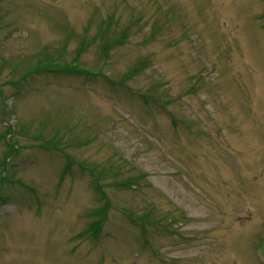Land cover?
<instances>
[{
    "label": "rangeland",
    "instance_id": "374dc122",
    "mask_svg": "<svg viewBox=\"0 0 264 264\" xmlns=\"http://www.w3.org/2000/svg\"><path fill=\"white\" fill-rule=\"evenodd\" d=\"M0 264H264V0H0Z\"/></svg>",
    "mask_w": 264,
    "mask_h": 264
}]
</instances>
